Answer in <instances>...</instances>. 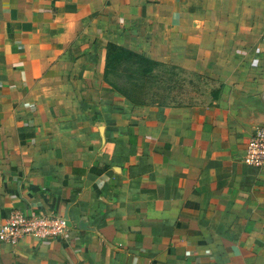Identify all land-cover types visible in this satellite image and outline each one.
I'll list each match as a JSON object with an SVG mask.
<instances>
[{
  "label": "crops",
  "instance_id": "0c3cea01",
  "mask_svg": "<svg viewBox=\"0 0 264 264\" xmlns=\"http://www.w3.org/2000/svg\"><path fill=\"white\" fill-rule=\"evenodd\" d=\"M108 45L218 90L132 104L106 78ZM257 126L264 0H0V222H66L0 243V264H264V165L240 161Z\"/></svg>",
  "mask_w": 264,
  "mask_h": 264
},
{
  "label": "built area",
  "instance_id": "2783aa9c",
  "mask_svg": "<svg viewBox=\"0 0 264 264\" xmlns=\"http://www.w3.org/2000/svg\"><path fill=\"white\" fill-rule=\"evenodd\" d=\"M240 161L254 168L264 165V126L252 130L242 149ZM65 229V220L55 214L12 211L0 222V243L14 246L25 239L46 243L61 236Z\"/></svg>",
  "mask_w": 264,
  "mask_h": 264
},
{
  "label": "trees",
  "instance_id": "16d2710c",
  "mask_svg": "<svg viewBox=\"0 0 264 264\" xmlns=\"http://www.w3.org/2000/svg\"><path fill=\"white\" fill-rule=\"evenodd\" d=\"M105 50L106 78L132 104H146L147 91L154 89L157 84L163 85L159 87V90H166L171 77L175 75L176 67L150 61L127 49L108 45ZM160 67L168 68L164 77L156 75V69ZM193 75L203 78L197 74ZM155 96L161 98L158 92ZM156 105L161 106L160 103Z\"/></svg>",
  "mask_w": 264,
  "mask_h": 264
},
{
  "label": "rangeland",
  "instance_id": "374dc122",
  "mask_svg": "<svg viewBox=\"0 0 264 264\" xmlns=\"http://www.w3.org/2000/svg\"><path fill=\"white\" fill-rule=\"evenodd\" d=\"M167 66H173L165 64ZM176 67V66H174ZM167 67L156 69V75L165 76ZM175 75L171 77V81L167 84V89L159 90L163 85H156L154 89L147 91V104L167 107H182L191 105H204L212 101L214 93L218 90L219 84L213 79L201 76L198 78L194 73H190L182 68L176 67ZM156 92L161 94V98L155 96ZM156 103V104H155Z\"/></svg>",
  "mask_w": 264,
  "mask_h": 264
},
{
  "label": "water",
  "instance_id": "95a60500",
  "mask_svg": "<svg viewBox=\"0 0 264 264\" xmlns=\"http://www.w3.org/2000/svg\"><path fill=\"white\" fill-rule=\"evenodd\" d=\"M81 225H82V222H80V223L78 224V227H81Z\"/></svg>",
  "mask_w": 264,
  "mask_h": 264
}]
</instances>
